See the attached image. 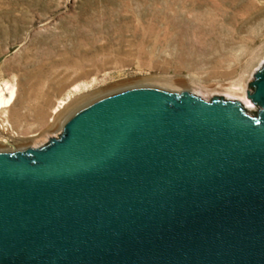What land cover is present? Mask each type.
I'll return each mask as SVG.
<instances>
[{"label":"water","instance_id":"water-1","mask_svg":"<svg viewBox=\"0 0 264 264\" xmlns=\"http://www.w3.org/2000/svg\"><path fill=\"white\" fill-rule=\"evenodd\" d=\"M263 72L256 111L130 89L1 152L0 264H264Z\"/></svg>","mask_w":264,"mask_h":264},{"label":"rangeland","instance_id":"rangeland-1","mask_svg":"<svg viewBox=\"0 0 264 264\" xmlns=\"http://www.w3.org/2000/svg\"><path fill=\"white\" fill-rule=\"evenodd\" d=\"M263 67L264 0H0V147L41 148L126 85L256 111Z\"/></svg>","mask_w":264,"mask_h":264},{"label":"bare ground","instance_id":"bare-ground-1","mask_svg":"<svg viewBox=\"0 0 264 264\" xmlns=\"http://www.w3.org/2000/svg\"><path fill=\"white\" fill-rule=\"evenodd\" d=\"M127 86H129V85H126V86H121V88H118V90H119V92H122V91H126V90H130V89H137V88H139V89H141V88H145L143 85H134V86H131V87H127ZM10 87V86H9ZM147 88V87H146ZM169 88V90H171V92H174L173 91V89H171L170 87H166V89H168ZM185 88H187V87H185ZM3 89V88H2ZM11 90H10V96L9 97H6L4 94H5V92H4V94L2 93V90H0V108H6V107H9V106H11L12 105V103L14 102V96H15V88L11 85V88H10ZM162 89H164V88H162ZM188 89V88H187ZM17 90V89H16ZM186 90V89H185ZM176 91H178V90H176ZM214 91V90H213ZM213 91H209V92H207V94L206 95H203V94H201V93H195V95H198V96H201V97H205V96H213ZM219 91V90H218ZM117 92V91H116ZM118 92V93H119ZM220 92H222V91H220ZM247 108L248 109H252V106H247ZM61 126H63V125H61ZM40 144V143H39ZM36 145H38V144H36ZM34 147H36L35 145H23V146H14V147H12L11 146V148L10 147H6V146H4V145H1V147L0 148H4V150L3 151H6V153L7 152H22V151H25V150H28V149H30V148H34Z\"/></svg>","mask_w":264,"mask_h":264},{"label":"trees","instance_id":"trees-1","mask_svg":"<svg viewBox=\"0 0 264 264\" xmlns=\"http://www.w3.org/2000/svg\"><path fill=\"white\" fill-rule=\"evenodd\" d=\"M263 73H264V72H263ZM237 105H238L239 107H241L240 104H237Z\"/></svg>","mask_w":264,"mask_h":264}]
</instances>
